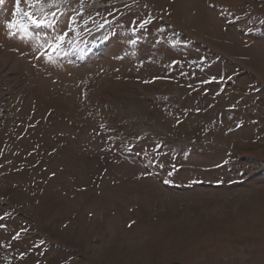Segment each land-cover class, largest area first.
Masks as SVG:
<instances>
[{"label": "rangeland", "instance_id": "374dc122", "mask_svg": "<svg viewBox=\"0 0 264 264\" xmlns=\"http://www.w3.org/2000/svg\"><path fill=\"white\" fill-rule=\"evenodd\" d=\"M40 8L0 0V264H264V0Z\"/></svg>", "mask_w": 264, "mask_h": 264}, {"label": "snow or ice", "instance_id": "6c2138e0", "mask_svg": "<svg viewBox=\"0 0 264 264\" xmlns=\"http://www.w3.org/2000/svg\"><path fill=\"white\" fill-rule=\"evenodd\" d=\"M26 2H28L31 6H34L36 4H40L41 8L40 11H43V2L44 0H26ZM21 4V0H16V5H17V10L19 11V5ZM24 16L27 17V19L36 27H43L46 26L45 22L40 19L37 18L34 13L32 11H28L23 13ZM54 15V14H53ZM6 27L9 29V36L10 38L13 37L14 35H21V38H24L27 34V27L25 25H23L22 23H18L16 21H13L9 24L6 25ZM64 39V36H58L56 37L57 43L56 44H49V49L52 52L56 51V48L59 46V42L62 41ZM39 47L43 48V45H40ZM3 217H0V220H2ZM20 236V233L16 234V238L18 239Z\"/></svg>", "mask_w": 264, "mask_h": 264}]
</instances>
